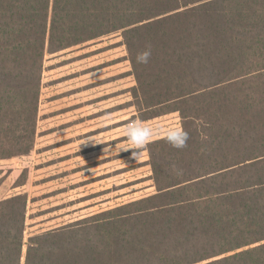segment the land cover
Segmentation results:
<instances>
[{
    "label": "trees",
    "instance_id": "trees-1",
    "mask_svg": "<svg viewBox=\"0 0 264 264\" xmlns=\"http://www.w3.org/2000/svg\"><path fill=\"white\" fill-rule=\"evenodd\" d=\"M114 32L140 119L178 112L187 144L148 143L155 191L27 243L28 194L1 199L0 264H264V0H0V160L35 147L46 53Z\"/></svg>",
    "mask_w": 264,
    "mask_h": 264
},
{
    "label": "rangeland",
    "instance_id": "rangeland-1",
    "mask_svg": "<svg viewBox=\"0 0 264 264\" xmlns=\"http://www.w3.org/2000/svg\"><path fill=\"white\" fill-rule=\"evenodd\" d=\"M136 85L121 32L46 53L35 147L28 155L0 161V200L20 192L29 196L25 243L34 233L63 226L156 190L139 188L121 193L124 187L121 183L127 177L122 166L131 158V150L119 151L116 146L128 145L125 129L132 120H140L153 128L149 142L165 137L170 127L182 128V120L178 112L140 119L133 96ZM79 135L84 136L82 143L86 148L87 185L79 193L72 189L55 190L62 184L61 175L66 167L58 157L48 155L53 151L51 144L62 145L63 141L68 142L67 138L77 142ZM97 140L105 144H93ZM148 143L139 158L150 160ZM106 145L112 146L111 150L103 152ZM72 165L68 170L70 176L75 171ZM115 167L118 171L107 174L106 180L92 179L99 173L105 176L104 171ZM150 172L149 166L142 170V174ZM70 182L72 188L73 179ZM153 184L154 180L147 186ZM107 186L111 190H103ZM26 250L25 245L23 264Z\"/></svg>",
    "mask_w": 264,
    "mask_h": 264
},
{
    "label": "crops",
    "instance_id": "crops-1",
    "mask_svg": "<svg viewBox=\"0 0 264 264\" xmlns=\"http://www.w3.org/2000/svg\"><path fill=\"white\" fill-rule=\"evenodd\" d=\"M68 142L63 141L62 145H60V142H52V147L50 148L53 150L51 154L53 157H58V159L61 160L63 166L66 167L65 172L63 171V174L61 175L62 184L60 188L56 186V188L53 189H61L62 192H69V190H76L77 193H79L80 190H84L86 185L85 184V165H86V152H85V145L82 143L84 140V136H77V142L70 141L71 138H67ZM76 145V146H72ZM77 147V150L73 149ZM73 149V150H72ZM131 156V153H130ZM3 160V159H2ZM1 161V160H0ZM148 158H139L134 160L132 158L126 159V164H124L122 167V172L124 175H126V179L121 183L123 187V191L121 193H125L127 191H134L136 189H145L146 185H148L150 181V174H142V170L144 167H148ZM70 163L73 165L71 166L72 169L75 171L72 172V176L69 175L68 170L70 168ZM117 167L114 169L110 168L109 170L104 171L105 176H101V174H96L93 176L92 179H96L95 181H99L101 179L106 180L108 177L107 174L114 173L113 171H116ZM118 171V170H117ZM111 175H109L110 177ZM73 177V178H71ZM71 178V179H70ZM101 178V179H99ZM73 179L74 186L71 188L70 181ZM84 183V184H82ZM25 185V184H24ZM23 185V186H24ZM111 190L110 186L103 187V190ZM115 190V189H114ZM54 191V190H52ZM132 191V192H133ZM21 193V192H20ZM18 194V193H15Z\"/></svg>",
    "mask_w": 264,
    "mask_h": 264
},
{
    "label": "clouds",
    "instance_id": "clouds-1",
    "mask_svg": "<svg viewBox=\"0 0 264 264\" xmlns=\"http://www.w3.org/2000/svg\"><path fill=\"white\" fill-rule=\"evenodd\" d=\"M151 56V50H145L137 54L136 62L147 64ZM153 128L146 125L140 120H132L125 129V137L128 140L127 146H116L119 151L131 150V158L138 159L143 147L150 141L153 136ZM165 139L175 148H183L186 146L189 139V133L181 127H170L166 132ZM93 144H105L103 141H94ZM112 146L106 145L103 152L111 150Z\"/></svg>",
    "mask_w": 264,
    "mask_h": 264
}]
</instances>
